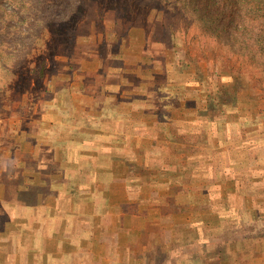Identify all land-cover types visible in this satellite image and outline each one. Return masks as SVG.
Here are the masks:
<instances>
[{
    "label": "rangeland",
    "instance_id": "rangeland-1",
    "mask_svg": "<svg viewBox=\"0 0 264 264\" xmlns=\"http://www.w3.org/2000/svg\"><path fill=\"white\" fill-rule=\"evenodd\" d=\"M35 1L0 0V169L6 155H30L19 150L21 143L26 148L28 129L42 134L87 124L92 106L106 102L111 90L123 98L117 106L148 98L164 124L148 152L164 163L151 166L159 179L141 182L177 189L184 194L180 203L194 200L200 209L195 239L187 227L179 237L160 234L149 250L157 259L147 264H264V95L250 82L262 112L241 115L237 124L212 116L219 111L207 110L208 102L185 98L192 77L201 79L189 57L208 64L215 51L225 59L230 48L178 13L140 0H42L43 12L19 13ZM65 8L69 15L60 18ZM236 58L245 71L255 68L249 58ZM147 119L148 127H159ZM137 166L135 173L144 171ZM0 176L2 187H10V174Z\"/></svg>",
    "mask_w": 264,
    "mask_h": 264
},
{
    "label": "crops",
    "instance_id": "crops-1",
    "mask_svg": "<svg viewBox=\"0 0 264 264\" xmlns=\"http://www.w3.org/2000/svg\"><path fill=\"white\" fill-rule=\"evenodd\" d=\"M118 93L92 104V118L80 127L28 129L26 148L19 145L27 158L6 155L0 172L12 182L2 187L0 176V264H147L157 259L149 250L160 234L179 237L187 227L195 239V201L180 203L177 189L141 182L160 178L151 166L164 159L148 152L163 133L160 114L148 98L117 106ZM148 116L159 127H148Z\"/></svg>",
    "mask_w": 264,
    "mask_h": 264
},
{
    "label": "trees",
    "instance_id": "trees-1",
    "mask_svg": "<svg viewBox=\"0 0 264 264\" xmlns=\"http://www.w3.org/2000/svg\"><path fill=\"white\" fill-rule=\"evenodd\" d=\"M140 1L150 8L159 6L178 13L189 26L193 25L204 37L230 48V54L225 59L215 51L209 59L211 63L208 64H201L194 60V57H189L188 60L196 62L195 72L201 79L192 81L195 78L192 77L185 87V94L189 92L185 98L193 100L196 104L208 102L210 106H206L207 110L213 108L214 112L217 108L219 111L212 116L235 124L241 120V115L250 112L253 117L262 112L259 103L253 102V91L247 89V86L250 82L253 83L250 85L259 88L260 93L264 95V0ZM28 10L43 12L44 1L36 0L27 8L19 9V13L27 14ZM67 12L68 9L65 8L60 18H66L69 15ZM169 26L171 33L176 37V27L172 23ZM237 54L249 58L255 68L245 71L243 66H237ZM214 74L218 77L227 76L229 80H212ZM209 80L210 88L205 85ZM219 104L223 105L222 108Z\"/></svg>",
    "mask_w": 264,
    "mask_h": 264
}]
</instances>
